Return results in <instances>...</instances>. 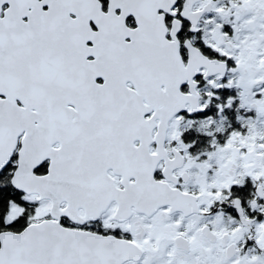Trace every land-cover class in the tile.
<instances>
[{"label":"snow or ice","instance_id":"snow-or-ice-1","mask_svg":"<svg viewBox=\"0 0 264 264\" xmlns=\"http://www.w3.org/2000/svg\"><path fill=\"white\" fill-rule=\"evenodd\" d=\"M0 264H264V0H0Z\"/></svg>","mask_w":264,"mask_h":264}]
</instances>
